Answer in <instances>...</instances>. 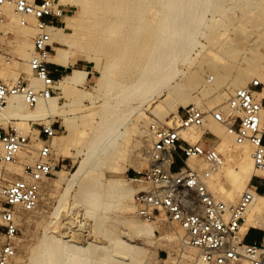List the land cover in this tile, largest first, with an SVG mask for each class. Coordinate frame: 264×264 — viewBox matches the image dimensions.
Here are the masks:
<instances>
[{"label": "bare ground", "instance_id": "6f19581e", "mask_svg": "<svg viewBox=\"0 0 264 264\" xmlns=\"http://www.w3.org/2000/svg\"><path fill=\"white\" fill-rule=\"evenodd\" d=\"M58 2L76 6L78 13L65 15L62 27L50 26L52 40H58L59 45H54V53L51 54L49 61L59 63L67 68L70 67V71L55 81L56 94L47 100H40L34 107L27 106L18 95L11 96L0 111V121L13 120L17 130L28 133L31 128V120L44 122L49 121L47 119L52 116H57L60 119L61 127L69 133L72 127L71 123L73 124L71 122L73 117L70 113L71 104H60L59 98L69 97L73 92L79 90V86L86 78L87 70L74 67L75 60L90 61L98 73L97 79L92 90L76 97L74 102L78 103L82 99H87L93 106L91 108L93 112L87 122V130L91 134L89 142L92 146L87 148L74 172L68 175L62 169L55 171L53 184L58 186L64 183L67 189L61 195L58 205L51 212L52 217L48 222L49 225L44 227L43 243H33L27 246L28 255L25 261L28 264L88 263V254L93 240H86L83 243L79 235H72L71 230L63 226L69 184H79L84 187L85 196L82 203L85 209L103 210L109 208L111 204H115L120 207L121 211L134 214V195L143 187L140 185L130 186L127 184V177H119L116 174L125 168L135 169L137 167V164L132 160H128L124 168L120 162L123 151L122 137L126 131V127L124 126L122 129L121 126L125 124L128 115L135 109L132 104L135 98L149 88L167 87L168 93L177 95L183 104H194L205 108L198 99L190 96L186 85L190 79H183L184 81L175 85H170V80L181 70L178 61L187 60L190 67H186V69L190 71L194 59H203V56H207L209 53V50L205 49L199 56H189L190 50L196 44L195 36L207 10V0H58ZM156 5L158 10L154 14V26L146 39L139 40V37L135 35L137 28H133V26L142 18V12L146 7ZM3 13L5 22L1 24L3 34L0 35V38L4 41L3 37L8 33L6 30L17 31L16 34L19 35V39L16 41L17 55L20 59L18 60L20 63H26L30 51L33 49V45L28 43L27 39L35 29L33 20L29 18L27 25H21L8 3L3 6ZM112 15L114 18H109ZM3 25L6 27L5 29L2 28ZM126 28L132 29V34ZM88 30L91 33L100 32L99 34L113 38L110 44L114 45L115 51H109L110 55L105 65H100L98 61L102 46L98 48L85 46L88 39L86 42L84 40H86ZM11 32L13 33L12 30ZM90 32L87 34H91ZM218 32L220 34L222 31ZM223 32L222 34H226L224 30ZM95 38L94 40H96ZM207 40L210 41L208 38ZM145 42L147 43L145 49L138 55V60L132 63L133 71L124 75V66L128 61L134 60L130 50L138 48L140 43ZM88 45L90 44L88 43ZM124 58L125 62L123 63ZM12 60L11 58L10 60L0 59V69L5 68V65ZM256 71L255 75L259 79H263L264 76ZM28 73L29 75L25 78L27 82L34 87L40 86V81L33 77V82L30 71ZM0 74L3 75V73ZM250 76L244 69L237 70L234 76L213 95L208 106L214 103L224 104L220 107L224 109V115L233 113L225 103L233 88L246 86L245 82ZM0 79H3L1 75ZM175 116L177 118L175 122H177L178 113ZM262 116H264V110ZM150 119L148 115H140L136 122L138 126H141L138 123L139 120L149 121ZM141 134L142 137L150 140L149 130H146L144 135ZM182 134L191 143L208 135L218 137L215 147L226 161L211 174L207 180V186L219 199L227 203H234L244 190L252 189L250 180L257 173L252 161V147L248 143L236 144L234 136L227 131L224 123L216 121L211 114H207L204 124L200 128H191ZM59 137L55 135L52 140L57 144L62 156H69L68 147L58 141ZM36 144L38 145V141L34 145L37 146ZM30 158L32 159L31 156H29ZM55 160H58V157ZM91 161L94 163L91 164ZM188 164L198 169L206 167V164L198 159H189ZM95 169L99 171L96 174L91 173ZM10 172L20 174L21 167L13 166ZM106 172L113 176L107 177ZM78 180H82V182ZM17 217L18 215L16 219H18ZM128 219L123 220L125 230L122 235L115 232L117 235L112 237L110 235L112 233H109L106 235L107 242L96 243L98 251H101L99 256L104 264H140L141 261L148 260L152 256L150 250L145 248L146 244L166 246L165 244H169V242L186 243L185 232L181 227H174L173 231L163 233L158 238L152 223ZM262 221L264 222V194L255 192L246 211L243 229L246 231L250 227H256ZM135 238L140 239L141 242H136ZM186 247L194 246L187 244ZM15 257L14 254L9 264ZM197 258L199 260L197 264H204L198 255ZM238 263L248 264L245 259L228 264ZM184 264H190V262Z\"/></svg>", "mask_w": 264, "mask_h": 264}, {"label": "built area", "instance_id": "2783aa9c", "mask_svg": "<svg viewBox=\"0 0 264 264\" xmlns=\"http://www.w3.org/2000/svg\"><path fill=\"white\" fill-rule=\"evenodd\" d=\"M6 3L21 25H27L29 18L33 20L36 32L27 64L40 86H31L22 76L0 82V111L14 95L34 107L56 93L57 72L51 68L49 58L59 43L52 40L50 26L61 24L66 15L58 0H0V35ZM10 56L0 41V59L10 60ZM225 104L233 113L225 116L220 106L207 110L187 104L178 110V121L172 125L154 120L148 123L149 164L134 177L143 185L134 195L135 214L146 221L162 214L176 223L184 230L186 243L197 248L204 264H228L241 259L248 264H264V230L260 238L248 239L251 228L243 229L254 193L264 188V83L251 79L246 86L233 89ZM207 114L225 124L236 144L248 143L253 149L257 173L250 180L252 189L244 190L234 203L222 201L207 186L211 174L223 165V155L211 142L200 139L191 143L182 134L200 128ZM30 122L36 126L32 127L35 131L25 133L10 121H0V264H9L15 254L18 212L31 211L38 205L43 182L62 166L55 160L52 146V138L58 134L54 121ZM189 159H198L206 167H193ZM13 166H20L21 173L12 175Z\"/></svg>", "mask_w": 264, "mask_h": 264}, {"label": "rangeland", "instance_id": "374dc122", "mask_svg": "<svg viewBox=\"0 0 264 264\" xmlns=\"http://www.w3.org/2000/svg\"><path fill=\"white\" fill-rule=\"evenodd\" d=\"M62 5H64L66 9V15H76L78 13V8L76 6L69 4ZM157 10V5L154 7H146L142 12V18L135 26H133V28H137L135 35L139 37V40L146 39L149 35V32L155 23L154 14ZM109 18H114V16L112 15ZM132 23H134V21H132ZM63 25L64 20L57 26L62 27ZM2 28L5 29L6 27L4 26ZM11 30H6L8 33L4 36L5 38L3 37L5 42L0 38L4 47H6L7 51L12 56L11 59H13L9 64L5 65V68L0 69V73H3V75L0 74L3 77V79H0V82L13 81L19 76L26 78L29 75L28 71H30L27 62H19L20 59L18 58L19 55H17L18 49L16 42L19 39V35H17L18 33L16 34L17 31L13 29ZM126 30L131 31L132 34V29L126 28ZM219 30L222 32L224 30L226 34H222V32L219 34ZM35 32L34 29L33 33L27 38L28 43L30 42L32 44V38ZM88 32L90 31L88 30ZM94 32H90L91 34L86 33V40L84 41L86 42L87 39L88 41L85 43L87 45H83L91 46L93 48L102 46V51L100 52L101 55H99L98 61L100 65H105L109 58L108 56L110 55L109 51H115L114 45L110 44V41H112L113 38L111 36L99 34L100 32ZM94 36L97 37L95 38ZM94 38L96 40H94ZM207 38L210 39V41H208ZM7 40L11 43H8ZM195 41L196 44L190 50L189 56H199L205 49L209 50L208 55L203 56V59H194L191 68L192 70L190 71L186 69V67H190L187 60L178 61L181 70L170 80V85H175L185 79H190V82L186 85L188 86V92L191 97L198 99L200 104H203L207 110L219 106L221 107L224 104L214 103L211 106H208V102L213 98V95L234 76L237 70L244 69L249 75H251L245 82L246 85L252 78H258L255 75L256 69L258 71H256V73H260L264 76V0H207V10L199 31L195 36ZM93 42L96 43L94 44ZM88 43L90 45H88ZM91 43H93L95 47L93 44L91 45ZM146 45V42L140 43L138 48L130 50L134 60L128 61L126 66H124V75L133 71L132 63L138 60V55L143 52ZM82 61L87 63L88 69H90L94 75L89 81L84 84L82 83V85L79 86V90L73 92L69 97L65 96L59 98L60 104H71L70 113L73 117L71 121L73 122V124L71 123V131H68L69 133H67L66 130L61 127L59 117L52 116L47 119L49 121H54L58 127L57 135L60 136L58 141H61L63 146L68 147L69 151V156H62L59 153L57 144L52 140V146L56 157H58V160L62 164V166H58L55 171L62 169L66 171L68 175L76 170L79 160L84 156L87 148L92 146L89 142L91 134L87 130V122L89 116L93 112L91 111L93 106L87 99H82V101L78 103L74 102V99L81 94L92 90L98 73L95 71V67L90 61ZM122 62H125V58ZM80 63L81 62H79V64ZM79 64H74V67H78ZM69 71L70 67L67 68L66 72H63V74L69 73ZM261 79L262 78H260V80ZM261 81L264 83V77ZM233 89H235V87ZM146 93L147 95L151 93L148 95V99ZM132 104L135 109L131 111L128 115L127 121L121 126L122 129L125 126L126 131L122 137L123 151L120 162L121 166L124 168L126 162L132 160L137 164V167L135 169L125 168V170L117 173L116 176L127 177V184L130 186L140 185L143 187V185L136 181L134 177L137 172H141L148 167V156L146 155L150 140L146 137H142L141 133L144 135V132L148 130V123L152 120L161 122L165 125L168 121V125L175 122L177 119L175 115H177L178 110L186 104H183L181 100L178 99L177 95H170L167 87H162L161 89L149 88L142 92L139 97L135 98L132 101ZM140 115H148V117L151 118L149 121L139 120L138 123L141 124L142 127L138 126L136 122ZM10 122L12 123V126L15 127L13 120ZM37 122L41 121L37 120ZM30 127L28 133L32 131V127L36 126L33 125ZM33 131H35V129ZM201 139L206 142H211L216 146L218 137L208 135ZM30 160L31 158L29 161ZM225 161L224 157V162ZM93 163L94 162L91 161V164ZM97 171L99 170L95 169L94 171H91V173L96 174ZM106 175L107 177L113 176L109 172H106ZM54 178L55 172L51 178H48L43 182L38 206L34 210L18 212V232L13 240L16 248V257L12 260L11 264H28L27 261H25L27 260L28 255L27 246L33 243H43L44 227L49 225L48 222L52 217L51 212L54 207L58 205L61 195L67 189L66 184L64 183L55 186L53 184ZM78 181L82 182V180ZM68 187L69 189L65 200V221L63 226L69 228L72 235H79L83 243L86 242V240H93V244L90 245L87 264H104L99 256L101 251H98L99 248H97L96 243L107 242L106 235L109 233H114L113 235L110 234L112 237L117 235L115 232L122 235L125 230L123 220L126 218H129L128 220L135 219L140 222L152 223L155 227V234L158 238H160L163 233L173 231L174 227L180 228L176 223L166 220L162 214L155 220L146 221L139 218L135 214V211L134 214L131 212H123L120 207L115 204H111L109 208L103 210H98L96 208L90 210L85 209L82 203V199L85 196V193L83 192L84 187H81L79 184H69ZM262 193L264 194V191ZM56 220L58 221V219ZM250 228H254L262 234L264 230V222L262 221L258 226ZM2 241L3 237L0 236V244ZM135 241L141 242L138 238H135ZM165 245L166 246L154 245V247L153 245L150 246L146 244L145 248L148 251L150 250L152 256L148 260L141 261L140 264L199 263L197 258L198 250L196 248H187V244L182 242H169V244Z\"/></svg>", "mask_w": 264, "mask_h": 264}, {"label": "crops", "instance_id": "0c3cea01", "mask_svg": "<svg viewBox=\"0 0 264 264\" xmlns=\"http://www.w3.org/2000/svg\"><path fill=\"white\" fill-rule=\"evenodd\" d=\"M54 40L56 42H59L56 39H54ZM79 62H81V63L79 64ZM51 63H52L51 64V68H55L56 72H57V74L55 75V78H56V80H59L64 75L63 72H66L67 67H65V66H63V65H61L59 63H56V62H51ZM74 64H79L77 68H82V69L87 70V75H86V78L83 81V84L85 82L89 81L92 78V76L94 75V73L90 69H88L87 63H85L81 59H76ZM59 76H60V78H59ZM260 236H261V232H259L258 230L254 229V228H251L250 231H249V234H248V239H253V238L258 239V238H260Z\"/></svg>", "mask_w": 264, "mask_h": 264}, {"label": "trees", "instance_id": "16d2710c", "mask_svg": "<svg viewBox=\"0 0 264 264\" xmlns=\"http://www.w3.org/2000/svg\"><path fill=\"white\" fill-rule=\"evenodd\" d=\"M263 191H264V188H259V189H258V192H259V193H262Z\"/></svg>", "mask_w": 264, "mask_h": 264}]
</instances>
